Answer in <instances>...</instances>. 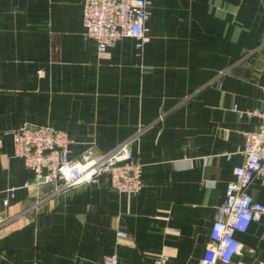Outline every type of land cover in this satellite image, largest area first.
<instances>
[{"label": "crops", "instance_id": "crops-1", "mask_svg": "<svg viewBox=\"0 0 264 264\" xmlns=\"http://www.w3.org/2000/svg\"><path fill=\"white\" fill-rule=\"evenodd\" d=\"M150 1L143 47L123 37L101 54L85 0H0V264H103L114 252L202 264L237 150L261 121L234 106L264 110V0ZM26 124L66 132L76 158L130 142L143 188L128 196L102 174L33 209L53 186H24L34 172L14 131ZM247 191L264 202V177ZM236 236L244 251L229 264H264V216Z\"/></svg>", "mask_w": 264, "mask_h": 264}, {"label": "built area", "instance_id": "built-area-1", "mask_svg": "<svg viewBox=\"0 0 264 264\" xmlns=\"http://www.w3.org/2000/svg\"><path fill=\"white\" fill-rule=\"evenodd\" d=\"M150 7V0H85L86 34L97 41L101 54L123 37L134 38L141 49L150 39ZM234 110L240 117L257 116L261 121L254 132L246 133L244 147L237 150L244 155V161L235 167V179L229 182L226 198L218 208L202 264H229L242 255L244 244L236 233L246 232L253 222L264 216V202L256 201L247 191L255 177H264V110H242L238 106H234ZM72 142L66 132L52 125L26 124L14 131L15 153L34 172L33 180L24 186L37 190L45 185L53 186L48 195L35 202L33 209L79 185L97 184L102 174L110 176L111 187L120 193L132 196L141 191L143 166L136 159L130 142L107 153H99L90 145L80 158L71 156ZM15 195L16 188H11L4 205L8 206ZM118 235L127 237L128 232L119 230ZM169 259V255L161 254L152 264H165ZM103 264L123 263L114 252L105 255Z\"/></svg>", "mask_w": 264, "mask_h": 264}]
</instances>
